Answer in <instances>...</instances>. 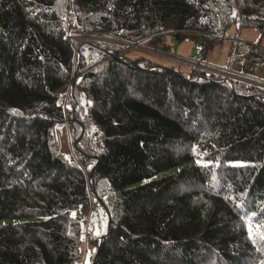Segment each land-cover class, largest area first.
<instances>
[{
  "label": "trees",
  "instance_id": "obj_1",
  "mask_svg": "<svg viewBox=\"0 0 264 264\" xmlns=\"http://www.w3.org/2000/svg\"><path fill=\"white\" fill-rule=\"evenodd\" d=\"M232 28L264 0H0V264L264 262V84L125 44Z\"/></svg>",
  "mask_w": 264,
  "mask_h": 264
},
{
  "label": "rangeland",
  "instance_id": "obj_2",
  "mask_svg": "<svg viewBox=\"0 0 264 264\" xmlns=\"http://www.w3.org/2000/svg\"><path fill=\"white\" fill-rule=\"evenodd\" d=\"M238 37V40L242 43H246L252 46H259L264 48V36H261L259 31L255 28H232L227 37L218 45L208 50L206 53L203 51V47L200 43L185 39L183 41L175 39L173 36H167L165 43L166 48L163 49L162 46L154 47L153 49L142 45L139 48H134L130 46V43H125L128 47L134 49L131 51L130 55L140 54L138 50L146 52L153 60L164 61L165 63H171L175 65H180L181 67H191L193 64L203 63L207 67L225 69L228 70L232 66L238 65L240 67V74L247 81L253 83L264 84V61L255 62L250 69V72L247 76L242 73V62L239 57H233L234 50V41ZM95 42L97 40H106L115 44H119L122 41L112 38H103V37H84L83 40ZM145 46V47H144ZM138 49V50H136ZM178 61V64L176 63ZM202 68V67H200ZM236 70V69H235ZM238 72V71H237ZM238 72V73H239ZM71 87H68L65 94H61L60 102H68L71 97ZM57 144L62 151H65L67 154L70 153L71 149V132L66 125V123L57 126ZM99 218L100 215L96 210L92 211L91 217L89 218L88 229L92 230L93 228L99 229ZM83 252L88 253L89 249L86 246H83ZM88 262V258H85V263Z\"/></svg>",
  "mask_w": 264,
  "mask_h": 264
},
{
  "label": "built area",
  "instance_id": "obj_3",
  "mask_svg": "<svg viewBox=\"0 0 264 264\" xmlns=\"http://www.w3.org/2000/svg\"><path fill=\"white\" fill-rule=\"evenodd\" d=\"M130 46L134 47V48H139L140 46H142V44H139V45L130 44ZM248 52H249V48L244 43H242L241 41L236 40L235 45H234V50H233V57H236L239 54H247ZM176 63H178V61ZM193 65L202 67L198 63L193 64ZM239 70H240V68L238 66H232L230 69L222 70V71L227 76L240 77L242 74H240ZM89 218H90V215L85 216V221L88 222Z\"/></svg>",
  "mask_w": 264,
  "mask_h": 264
},
{
  "label": "crops",
  "instance_id": "obj_4",
  "mask_svg": "<svg viewBox=\"0 0 264 264\" xmlns=\"http://www.w3.org/2000/svg\"><path fill=\"white\" fill-rule=\"evenodd\" d=\"M162 63H165L164 61H161ZM165 64H171V63H165ZM214 68V67H213ZM218 69V68H217Z\"/></svg>",
  "mask_w": 264,
  "mask_h": 264
},
{
  "label": "snow or ice",
  "instance_id": "obj_5",
  "mask_svg": "<svg viewBox=\"0 0 264 264\" xmlns=\"http://www.w3.org/2000/svg\"><path fill=\"white\" fill-rule=\"evenodd\" d=\"M262 264H264V262H262Z\"/></svg>",
  "mask_w": 264,
  "mask_h": 264
}]
</instances>
